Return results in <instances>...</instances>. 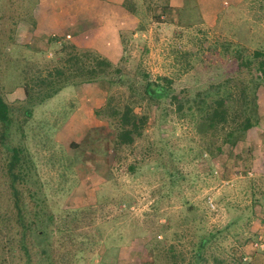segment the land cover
Wrapping results in <instances>:
<instances>
[{
	"label": "rangeland",
	"instance_id": "1",
	"mask_svg": "<svg viewBox=\"0 0 264 264\" xmlns=\"http://www.w3.org/2000/svg\"><path fill=\"white\" fill-rule=\"evenodd\" d=\"M132 1L137 25L120 32L112 61L125 81L165 76L188 95L221 85L239 100L254 73L255 123L210 156L189 116L168 97L131 96L115 70L63 87L23 121V76L58 65L65 37L45 43L40 0H0V92L12 120L0 146V264H264V0ZM109 101L107 109L135 103L148 115L132 144H115L116 120L102 109ZM13 146L22 149L20 175L9 170ZM19 210L34 228L29 260L4 237Z\"/></svg>",
	"mask_w": 264,
	"mask_h": 264
},
{
	"label": "trees",
	"instance_id": "2",
	"mask_svg": "<svg viewBox=\"0 0 264 264\" xmlns=\"http://www.w3.org/2000/svg\"><path fill=\"white\" fill-rule=\"evenodd\" d=\"M161 5L162 12L166 11L168 4L164 3ZM122 7L129 13L138 16V9L132 0H123ZM47 35L49 39L45 43H52L54 39L55 41L59 40L56 35ZM63 41L59 45V48L57 46V51L54 50L55 55H61L58 65H55L51 69H45V73L42 72L43 69H39L34 71L33 74H24L22 85L26 106L23 111V121L28 119L31 109L35 105L52 97L63 87L84 82L92 83L107 75L110 71L115 70L118 72L117 83L127 85L131 96L138 95L142 98V101L147 100L149 103L155 102L156 104L168 97L170 104L174 105V111L180 117L189 116L191 121L196 123L195 130L199 135L197 147L199 146L201 151L207 152L210 156L217 157L223 151L224 144H234L233 141H230L233 133L237 134L240 130L246 131L255 123L253 101L257 98V90L261 83L257 80V76L254 77V73H249V77L241 81V84L244 83V88L241 90L239 100L233 96L234 92L232 90L222 88L221 85H207L197 91L196 94L188 95L185 94L187 93L185 92L186 90L174 92L171 87L172 79L165 76H158L152 79L151 76L143 73L141 80L139 78L138 81L128 82L127 79L125 81V74L120 69H116L115 63H112L108 58L89 50L79 51L80 53L75 52V49H77L75 44L67 40ZM29 72L32 71L30 69L28 71L24 70V73ZM260 77L264 79V74ZM244 89H246V93ZM239 102L240 106L238 108L236 103ZM109 103L111 102L109 101L102 109L104 113L116 120L115 144L117 146L132 144L143 134L148 115L144 112L136 113L134 111L135 103H125L122 106L107 109V107H110ZM238 109H241V113H237ZM106 110L110 111L107 113ZM0 112L2 118L0 146H2V141L6 136L3 129H6L5 127H8L12 120L10 117V106L3 96H1V92ZM10 150L12 154L9 170L16 175H20L21 171H19V167L21 170L22 149L13 146ZM18 219L10 222L13 225H10L7 233L4 235L7 238V249L9 248L13 252L15 249H20L25 254L26 259L29 260L31 258V247L28 244V239L31 238V229L34 230V228L29 226L24 220L21 210H19ZM49 219L52 220V217H49L47 220L49 221ZM14 229L15 231H13ZM203 243L204 241L200 240L197 244L199 250L203 247ZM166 252L174 253L173 247H170Z\"/></svg>",
	"mask_w": 264,
	"mask_h": 264
},
{
	"label": "crops",
	"instance_id": "3",
	"mask_svg": "<svg viewBox=\"0 0 264 264\" xmlns=\"http://www.w3.org/2000/svg\"><path fill=\"white\" fill-rule=\"evenodd\" d=\"M122 2L123 0H40L34 7L38 19L36 26L39 24V29L46 35L61 34L65 37L64 40L77 47L94 49L114 61L118 58L120 32L134 29L138 16L128 12L113 16L100 7L108 6L110 11H117Z\"/></svg>",
	"mask_w": 264,
	"mask_h": 264
}]
</instances>
